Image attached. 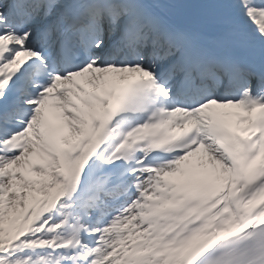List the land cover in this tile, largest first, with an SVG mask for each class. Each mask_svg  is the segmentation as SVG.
Here are the masks:
<instances>
[{
    "label": "snow or ice",
    "instance_id": "obj_1",
    "mask_svg": "<svg viewBox=\"0 0 264 264\" xmlns=\"http://www.w3.org/2000/svg\"><path fill=\"white\" fill-rule=\"evenodd\" d=\"M0 264H264V0H0Z\"/></svg>",
    "mask_w": 264,
    "mask_h": 264
}]
</instances>
